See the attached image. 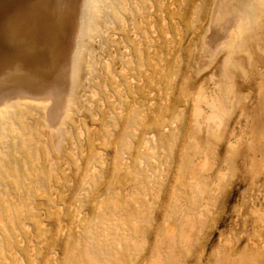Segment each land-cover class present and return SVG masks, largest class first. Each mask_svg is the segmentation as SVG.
Here are the masks:
<instances>
[{"label": "rangeland", "instance_id": "1", "mask_svg": "<svg viewBox=\"0 0 264 264\" xmlns=\"http://www.w3.org/2000/svg\"><path fill=\"white\" fill-rule=\"evenodd\" d=\"M72 58L0 110V264H264V0H83Z\"/></svg>", "mask_w": 264, "mask_h": 264}, {"label": "bare ground", "instance_id": "2", "mask_svg": "<svg viewBox=\"0 0 264 264\" xmlns=\"http://www.w3.org/2000/svg\"><path fill=\"white\" fill-rule=\"evenodd\" d=\"M82 3L0 0V110L22 105L55 126L63 112L77 109L72 54ZM225 29L215 25L206 36L210 51L225 39Z\"/></svg>", "mask_w": 264, "mask_h": 264}]
</instances>
